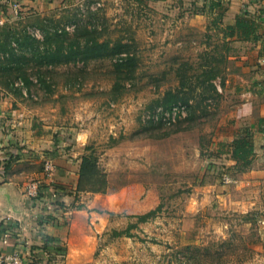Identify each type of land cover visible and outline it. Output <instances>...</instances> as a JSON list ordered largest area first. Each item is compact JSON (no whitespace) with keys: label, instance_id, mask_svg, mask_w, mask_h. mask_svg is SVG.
Returning <instances> with one entry per match:
<instances>
[{"label":"rangeland","instance_id":"374dc122","mask_svg":"<svg viewBox=\"0 0 264 264\" xmlns=\"http://www.w3.org/2000/svg\"><path fill=\"white\" fill-rule=\"evenodd\" d=\"M222 13L208 0H50L0 23V96L52 140L74 135L59 262L264 264V207L201 197L206 180L231 182L213 143L254 90L255 42L223 36Z\"/></svg>","mask_w":264,"mask_h":264},{"label":"crops","instance_id":"0c3cea01","mask_svg":"<svg viewBox=\"0 0 264 264\" xmlns=\"http://www.w3.org/2000/svg\"><path fill=\"white\" fill-rule=\"evenodd\" d=\"M208 1L222 5L221 20L225 24L234 23L238 15L258 23L256 34L259 38L253 40L255 49L247 56L249 68L255 69L250 80L254 90H250L247 98L237 105L234 130L220 133L219 144L213 143L215 150L211 158L221 167L226 166L231 182L220 185L215 180H206L201 196L205 200L219 195L224 199L223 206L243 213L264 207V120L260 121V117L264 118V95L259 94L264 85V0ZM15 4L17 12L13 7ZM47 4L50 0H0V23L25 16ZM228 37L235 39L237 36ZM246 126L253 131V154L249 165L237 170L235 160L230 156V143ZM68 134L66 132L61 140L58 137L52 140L49 130L29 117L24 107H14L10 97L0 96V253H22L26 264L64 263V259L59 262L65 256L64 251L48 255L42 246L59 244L64 247L68 238V225L64 221L67 207L63 205L69 198L66 191L76 183L68 152L70 145L65 140ZM56 147L58 150H54ZM46 157H51L56 165L51 184L43 178L41 160ZM6 161L9 163L5 167ZM31 179L42 181L44 191L39 198L29 199L23 193L26 182ZM45 236L49 238L45 239Z\"/></svg>","mask_w":264,"mask_h":264},{"label":"trees","instance_id":"16d2710c","mask_svg":"<svg viewBox=\"0 0 264 264\" xmlns=\"http://www.w3.org/2000/svg\"><path fill=\"white\" fill-rule=\"evenodd\" d=\"M213 24L212 26L215 27L216 29L220 30L223 36H231V35H236L241 38H246V39H253L257 40L259 36L255 33L257 23L254 19L245 17L243 15H238L234 21V23H226L223 24L220 21V18L218 14L214 17L213 19ZM174 93L168 92V96H165V102H171L174 98ZM264 120L263 117H260V121ZM253 135V131L251 127L246 126L242 127L239 132L237 133L236 137L232 140L230 143L231 145V151H230V156L235 160V166L237 170H243L245 169L250 161L251 157L253 154V142L251 136ZM68 144L71 142V136L68 134L66 136V139ZM56 144V143H55ZM55 147V146H54ZM58 150L57 147L54 148V150ZM54 150H51L52 153ZM9 161H6L4 163V166H8ZM43 187V184L41 185ZM44 189V187H43ZM155 209H151L150 211H147L145 213H142L139 215V218L141 220H145L147 216L150 213H154ZM49 237L45 236V239H48ZM264 246V243H263ZM43 250L49 253H61L65 250V248L59 244H53V245H46L43 244L42 246Z\"/></svg>","mask_w":264,"mask_h":264},{"label":"built area","instance_id":"2783aa9c","mask_svg":"<svg viewBox=\"0 0 264 264\" xmlns=\"http://www.w3.org/2000/svg\"><path fill=\"white\" fill-rule=\"evenodd\" d=\"M15 12H17V4L13 5ZM43 178L47 180L46 183H52V176L56 171V165L51 157H46L43 162ZM223 181L228 182L231 178L228 172H222ZM42 181L38 179H31L26 182L24 186L23 193L24 195L31 198H39L40 193L44 190L41 187ZM56 190V189H55ZM25 258L22 253L19 252H11V253H0V264H26Z\"/></svg>","mask_w":264,"mask_h":264}]
</instances>
